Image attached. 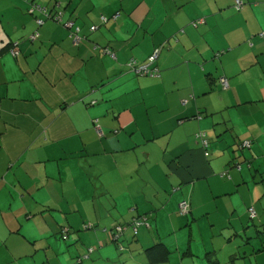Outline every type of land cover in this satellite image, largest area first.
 <instances>
[{"label": "crops", "instance_id": "0c3cea01", "mask_svg": "<svg viewBox=\"0 0 264 264\" xmlns=\"http://www.w3.org/2000/svg\"><path fill=\"white\" fill-rule=\"evenodd\" d=\"M157 48V75L129 67ZM139 216L119 250L106 228ZM263 235L264 0H0V264H150L159 241L236 237L264 264Z\"/></svg>", "mask_w": 264, "mask_h": 264}, {"label": "trees", "instance_id": "16d2710c", "mask_svg": "<svg viewBox=\"0 0 264 264\" xmlns=\"http://www.w3.org/2000/svg\"><path fill=\"white\" fill-rule=\"evenodd\" d=\"M32 3H34V2H32ZM236 6H237V4H236ZM32 9H33V11L38 10V9H39V10H42V11H45V12H46V16L50 17L51 19L53 18V19H55V20H57V21L60 20V22H61L62 24H64V25H66V24H67L68 22H70V21L73 22L72 19L64 20V19H63L62 11H58V12H56L55 14H51V13L48 11L49 8H48L47 6L41 5V4H39V3H34V4L32 5ZM116 13H118V12H116ZM116 13H115V14H116ZM115 14L113 15V18H117V17H115ZM119 15H120V12H119ZM104 17H106V16H104ZM40 20H42V22H43V19H40ZM107 21H108V18H107V17H106V21H103V20H102V22H104V23H106ZM38 23H39V22H38ZM39 24H41V23H39ZM92 26H94V25H92ZM92 26H91V27H92ZM91 27H90V29H91ZM95 30H96V29H95ZM91 31H94V30L91 29ZM34 35H35V36H34ZM39 35H40L39 31H35L33 34H31V35L29 36V38H30V40H34V39L38 38ZM33 36H34V37H33ZM16 45H17V44H16ZM101 136H102V135H101ZM200 138H201V137H200ZM201 139H202V138H201ZM246 141H248V140H246ZM243 142H244V141H243ZM243 142L241 143L240 146H242ZM250 144H251V142H250ZM246 147H250V146H244V147H242V148H246ZM185 201H186V200H185ZM182 202H183V201H181V202L179 203V212H180L181 214H187V213L189 212V210H190V204H189L188 201H186V202L188 203V210H187L186 212H182V210H181V208H180V204H181ZM254 210H255V208H254ZM248 211H249L250 219H254V218H256L257 213H256L255 216H253V215L251 214L250 209H249ZM255 212H256V210H255ZM139 221H142V224H140V225L137 227V231H135V229H134L135 222H139ZM144 225H148V222H147V218H146V216H139V217H137L136 219H133V220H131V221L128 222V223H117V224H113L111 227L106 228V232H107V234H108L109 241L115 243L119 250H123V249H125V244H124L122 238H123V235H124L125 231H126L128 228H130V229H132L134 236H137L138 233H139V229H140L142 226H144ZM94 227H95V226H94V224H93L92 222H88V223H86L85 225H83V229H84V230H91V229H93ZM68 231L70 232V229H69L68 226H62L60 235H61L62 237H64V238L68 237ZM93 250H94V247H92V246L89 247V248L87 249V254H88V252H92ZM144 253H145V256H146V258H147V261H148L150 264H159V263H165V262L169 261L170 256H171V254L173 253V251H172V250H171V249H170V248H169L164 242L159 241V242H157V243H154V244H152V245L146 247V248L144 249ZM83 256H85V255H83ZM83 256H82V257H83ZM82 257H80L79 260H81Z\"/></svg>", "mask_w": 264, "mask_h": 264}, {"label": "rangeland", "instance_id": "374dc122", "mask_svg": "<svg viewBox=\"0 0 264 264\" xmlns=\"http://www.w3.org/2000/svg\"><path fill=\"white\" fill-rule=\"evenodd\" d=\"M95 25L97 26L98 24ZM206 231L207 229L203 228V232ZM244 246L245 245L242 244L241 237H236V242H230V246H227L225 250H217L215 254L213 252L208 253V251L202 249L201 251H197L195 256L185 254V251L187 249L186 246L185 249L183 248L184 250H176L174 253H172V256L170 258L171 261H168L166 264H218L217 258H219L220 260L219 264H259L260 259H255V256L251 254L252 249L248 248L247 250H245ZM196 250L197 248L195 246V251ZM181 258L183 262H181Z\"/></svg>", "mask_w": 264, "mask_h": 264}, {"label": "built area", "instance_id": "2783aa9c", "mask_svg": "<svg viewBox=\"0 0 264 264\" xmlns=\"http://www.w3.org/2000/svg\"><path fill=\"white\" fill-rule=\"evenodd\" d=\"M236 4L238 7H241L242 5V0H236ZM119 16V12L115 14V17H118ZM102 20L103 21H106V17H102ZM203 19H198L197 21L194 22V25H198L199 23H202ZM38 22L39 23H43L42 20L38 19ZM73 25V22L70 21L66 24V26H69V27H72ZM98 26L94 25L91 27L92 30H95L97 29ZM80 30V28H76V31L78 32ZM35 36V35H34ZM33 36V37H34ZM160 52V49L157 48L155 49V51L153 52V54L148 58V60L145 62V63H142V64H138L137 61L135 59H131L129 62H128V65L129 67L135 71L137 74H142V75H157L158 74V67L154 66L155 64V61L158 57V54ZM223 83L226 85V79H222ZM97 122V120H96ZM95 130L96 132L99 134V135H103V131H102V128L99 124L96 123V126H95ZM197 136L198 137H201L202 138V141L204 143V146L207 147L208 146V140L205 137V132H198L197 133ZM244 146H250V141H244L243 144H242V147ZM206 155H208V150L206 151ZM180 208L182 210V212H186L188 210V203L186 201H183L181 204H180ZM250 211H251V214L253 216L256 215V212L254 210V208H250ZM142 224V221H139V222H135V225H134V229L135 231H137V227Z\"/></svg>", "mask_w": 264, "mask_h": 264}]
</instances>
